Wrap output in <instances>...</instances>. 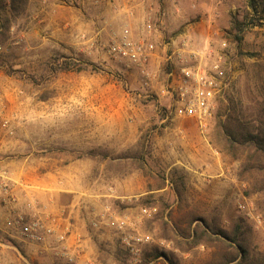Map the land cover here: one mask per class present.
<instances>
[{
	"label": "rangeland",
	"instance_id": "1",
	"mask_svg": "<svg viewBox=\"0 0 264 264\" xmlns=\"http://www.w3.org/2000/svg\"><path fill=\"white\" fill-rule=\"evenodd\" d=\"M218 58L209 115L179 113L181 69ZM231 113L264 121V0H0V264H264Z\"/></svg>",
	"mask_w": 264,
	"mask_h": 264
},
{
	"label": "built area",
	"instance_id": "2",
	"mask_svg": "<svg viewBox=\"0 0 264 264\" xmlns=\"http://www.w3.org/2000/svg\"><path fill=\"white\" fill-rule=\"evenodd\" d=\"M226 45L223 42V46ZM220 58V57H219ZM217 59L210 67L192 65L189 67H183L181 69L179 86L175 87V94L180 98L182 108H178L179 113L186 114L188 116L197 117L199 120L209 115V109L212 107L211 99L213 95L221 91V88L226 86L223 80V70L220 67V59ZM202 125V121H200ZM4 191L8 190V184L1 186ZM21 224L23 229L21 234L31 240L41 239V229L43 225L38 219L29 220L24 223V218L20 215L16 216L14 220H9L8 224ZM124 221H120V225H123ZM138 240H148V236H139ZM125 242L130 245V242L126 236H124Z\"/></svg>",
	"mask_w": 264,
	"mask_h": 264
},
{
	"label": "trees",
	"instance_id": "3",
	"mask_svg": "<svg viewBox=\"0 0 264 264\" xmlns=\"http://www.w3.org/2000/svg\"><path fill=\"white\" fill-rule=\"evenodd\" d=\"M221 128L228 147L232 150L240 149L241 154L244 155L245 158L242 161L243 167H245L246 170L256 169L258 171L261 176L260 184H263L262 187L264 189V121L260 122V125L255 126L254 124L243 122L239 114L231 113L222 121ZM236 158L240 159V157L237 156L235 159ZM209 231L214 232L207 223L205 227H196L193 230L194 234L197 236L194 243L198 244L201 240H206L210 237L211 234ZM218 232L226 235L225 237L230 241L240 243L237 241L236 236H230L223 230ZM204 236L205 238H203ZM243 256L245 257L244 253ZM233 259L234 258H232V260Z\"/></svg>",
	"mask_w": 264,
	"mask_h": 264
}]
</instances>
